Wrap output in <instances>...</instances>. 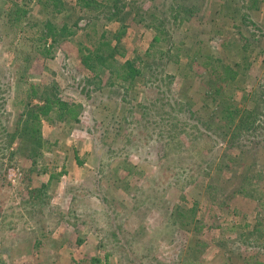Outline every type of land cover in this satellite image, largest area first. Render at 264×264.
<instances>
[{
	"label": "rangeland",
	"instance_id": "obj_1",
	"mask_svg": "<svg viewBox=\"0 0 264 264\" xmlns=\"http://www.w3.org/2000/svg\"><path fill=\"white\" fill-rule=\"evenodd\" d=\"M63 2L0 0V264L264 263V0ZM48 18L78 34L45 56ZM119 31L114 64L134 60L131 81L81 61ZM218 84L240 137L190 117L216 118ZM54 94L77 117L42 119L33 163L17 132Z\"/></svg>",
	"mask_w": 264,
	"mask_h": 264
},
{
	"label": "trees",
	"instance_id": "obj_2",
	"mask_svg": "<svg viewBox=\"0 0 264 264\" xmlns=\"http://www.w3.org/2000/svg\"><path fill=\"white\" fill-rule=\"evenodd\" d=\"M44 4L47 7H51L54 12L60 13L63 12L64 2L63 0H43ZM113 1V3H118L119 0H77V6L82 10L88 11H101L103 7H108L109 4ZM117 5V4H114ZM25 13V12H24ZM116 12H114L115 14ZM183 20L189 18L190 15L188 12H185ZM177 17V16H176ZM111 18V16H110ZM20 19V13L17 12L16 20ZM162 24V23H161ZM159 24L156 26L157 35L155 39L158 40L161 38V35L165 33L162 25ZM44 31L41 32V36L37 37L38 46L36 51L39 53L50 56L55 52V47L57 44L61 42V40L67 39L71 36L78 34V26L77 24H57L54 20L47 19L43 22ZM121 33L120 31L113 35L111 38H107L104 40H99L97 46L94 49L83 48L81 49V61L84 66L96 73V76L100 75L99 69L102 71L105 67L107 69H111L110 71L116 74L117 78L122 80H133L137 75L141 74V69L135 65L134 60H125L124 62H120L115 59L114 64V55L115 50L121 43ZM103 37V36H102ZM50 41V42H49ZM154 44L152 45V47ZM222 65V69H213L212 76L209 82L214 80L215 82H222L227 79V77H223L222 74L228 73L227 67ZM211 89L217 95L224 97V100L221 104H219V109L214 111V114L217 118V121L207 122L201 117L196 116L194 111H189L190 117L197 119L202 126L206 129H211L212 127H216L214 133H220L224 136L227 133L230 134V138L233 139L240 137V132H234L235 128L239 125V122L243 123L242 119V110L237 107L236 104L231 103L226 94L224 93V88L220 84L212 85ZM38 93V90H34V94ZM43 100L41 104H35L32 110L29 112L28 117L25 119V127L22 131H18L17 135L20 137V141L22 143L21 150H28L26 153L27 157L33 159L32 162L36 163V157L41 154L42 148L46 146L43 142L41 125L42 119L48 117H54L57 119H64L67 116H71L73 118L77 117V112L75 110L76 105L73 103H69L65 101L63 98L58 97L57 95H48L42 98ZM240 120V121H239ZM238 121V122H237ZM218 129V130H217ZM225 129V130H222ZM219 135V134H218ZM245 147L246 145H242ZM19 148V149H20ZM56 177L55 174L51 175V178ZM264 250V247H261V251ZM93 264H97L99 261L98 258H92ZM256 264H264L261 261L256 262Z\"/></svg>",
	"mask_w": 264,
	"mask_h": 264
}]
</instances>
